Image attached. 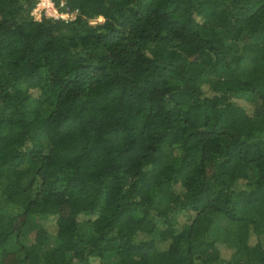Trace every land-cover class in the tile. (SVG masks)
I'll return each mask as SVG.
<instances>
[{
	"label": "trees",
	"instance_id": "obj_1",
	"mask_svg": "<svg viewBox=\"0 0 264 264\" xmlns=\"http://www.w3.org/2000/svg\"><path fill=\"white\" fill-rule=\"evenodd\" d=\"M36 2L0 0V264H264V0Z\"/></svg>",
	"mask_w": 264,
	"mask_h": 264
},
{
	"label": "built area",
	"instance_id": "obj_2",
	"mask_svg": "<svg viewBox=\"0 0 264 264\" xmlns=\"http://www.w3.org/2000/svg\"><path fill=\"white\" fill-rule=\"evenodd\" d=\"M64 3L59 6L56 0H37L36 5L32 11V15L35 19H42L44 17H52L54 19H74L77 14V10L74 12H67L62 10Z\"/></svg>",
	"mask_w": 264,
	"mask_h": 264
},
{
	"label": "rangeland",
	"instance_id": "obj_3",
	"mask_svg": "<svg viewBox=\"0 0 264 264\" xmlns=\"http://www.w3.org/2000/svg\"><path fill=\"white\" fill-rule=\"evenodd\" d=\"M102 20H103V18H98V19H95L93 22L96 23V22H98V21H102ZM53 220H54V219H50V220H49V223L52 224V223H53ZM230 252H231V250H229V249H224V250H223V253H224L225 255L230 254Z\"/></svg>",
	"mask_w": 264,
	"mask_h": 264
},
{
	"label": "clouds",
	"instance_id": "obj_4",
	"mask_svg": "<svg viewBox=\"0 0 264 264\" xmlns=\"http://www.w3.org/2000/svg\"><path fill=\"white\" fill-rule=\"evenodd\" d=\"M100 18H102V17H100Z\"/></svg>",
	"mask_w": 264,
	"mask_h": 264
}]
</instances>
